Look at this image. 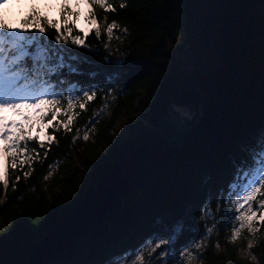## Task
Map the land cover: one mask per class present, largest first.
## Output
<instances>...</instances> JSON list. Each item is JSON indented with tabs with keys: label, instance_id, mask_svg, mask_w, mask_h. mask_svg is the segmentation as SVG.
Returning <instances> with one entry per match:
<instances>
[{
	"label": "trees",
	"instance_id": "obj_1",
	"mask_svg": "<svg viewBox=\"0 0 264 264\" xmlns=\"http://www.w3.org/2000/svg\"><path fill=\"white\" fill-rule=\"evenodd\" d=\"M121 2L109 0L116 12L108 13L107 19L116 20L121 28L126 26L129 33L124 36L114 30V36H121L123 43L113 39V51L119 48L128 58L127 54L137 51L167 26L171 44L168 54L164 52L167 43L154 49L160 55L149 57L142 69L112 84L114 90L123 88L122 94L114 91L113 97L105 98L97 93L95 100L86 104V110L77 108L79 116L73 132L52 133L58 143L48 147L47 157L43 150L37 149L40 159L33 163L27 179L23 177V171L29 170L27 166L23 171L9 168L7 190L0 182V236L11 233L0 246L3 264H23L54 222L74 208L128 148L147 138L171 105L197 113L170 162L144 185L116 202L90 235L50 264H94L105 242L124 239L138 242L146 234L145 228L139 227L141 224L148 229L156 226L178 201L192 206L195 194L206 183L227 184L232 179L231 163L217 170L206 162L258 125L264 115L260 0H167L166 6L161 0H123L127 5L124 9L119 7ZM95 11L103 22L104 11L98 7ZM28 12L29 9L20 18ZM39 12L45 13L41 9ZM68 18L75 20L74 16ZM47 35L51 39L55 32L49 29ZM106 39L102 35L98 41L94 33L87 37L86 42L100 50L89 60H101L104 54L101 42ZM112 78L105 76L104 80ZM97 112L98 120L94 117ZM93 126L89 140L84 141L85 128ZM77 128L79 138L73 141ZM29 146L35 147V143ZM50 171L52 175L45 180ZM18 175L21 179L16 182ZM253 207L258 205L254 203ZM217 219L227 220L219 216ZM233 226L225 223L214 231L204 255L198 256L194 264H264V222L256 223L259 231L252 252L257 261L241 256L247 239H252L246 230L243 236L247 239L229 243ZM217 243L219 248L215 247Z\"/></svg>",
	"mask_w": 264,
	"mask_h": 264
},
{
	"label": "snow or ice",
	"instance_id": "obj_2",
	"mask_svg": "<svg viewBox=\"0 0 264 264\" xmlns=\"http://www.w3.org/2000/svg\"><path fill=\"white\" fill-rule=\"evenodd\" d=\"M6 2L0 0V5ZM161 2L167 5V0ZM81 3L88 8L85 14L88 28H79L76 20L68 18L80 15L70 9L69 0H59L58 5L45 3L47 11L58 9V18L41 14L35 4L29 5V12L15 25L0 15V182L5 190L10 183L9 168L23 171L27 166L29 170L23 171V177L27 179L33 163L40 159L37 149L43 150L47 157L48 147L58 143L52 133L73 132L79 116L77 108L86 110V104L94 101L97 93L105 98L113 97L114 91L122 94L123 88L114 90L112 84L142 69L148 64L143 62L149 57L160 55L154 53V49L167 43L164 52L168 54L171 47L167 35L169 28L165 26L125 58L126 54L119 48L115 51L112 48L113 39L123 43L121 36H114V30L121 31L124 36L129 33L128 28H121L116 20L108 22L107 14L116 12V8L109 0H76L77 7ZM260 4L264 30V0H260ZM97 7L105 13L103 22L97 17ZM119 7L124 9L127 5L122 0ZM49 29L55 32L51 39L47 35ZM74 31L82 34H73ZM93 33L98 41L102 35L107 38L101 42L104 54L99 62L88 59L100 54L97 46L86 42ZM105 76L114 78L105 82ZM100 84L106 86L101 88ZM28 109L35 110V115L28 114ZM99 116L100 113H94L97 120ZM93 130L94 126L84 130V141L89 140ZM75 132L73 141L79 138L80 129ZM32 142L35 147L29 146ZM228 162L231 163L232 179L227 184L206 183L203 190L195 194L192 206L186 207L178 201L156 226L148 229L141 224L139 227L145 228L146 234L138 242L128 239L105 242L94 264H194L198 256L204 255L211 234L225 223L234 224L229 243L247 239L243 236L245 230L252 236L240 252L243 258L257 261L252 249L259 231L256 222H264V115L258 125L230 142L222 153L209 158L206 163L220 170ZM51 175L50 171L44 179ZM20 179L19 175L15 177L16 182ZM12 188L15 190V182ZM254 203L258 208L253 207ZM218 216L227 220L220 221ZM210 220L215 223L210 224ZM10 234L0 236V246ZM215 247L219 248V244ZM0 264H3L2 260Z\"/></svg>",
	"mask_w": 264,
	"mask_h": 264
},
{
	"label": "water",
	"instance_id": "obj_3",
	"mask_svg": "<svg viewBox=\"0 0 264 264\" xmlns=\"http://www.w3.org/2000/svg\"><path fill=\"white\" fill-rule=\"evenodd\" d=\"M149 136L128 148L74 208L65 212L38 240L23 264H50L90 235L114 204L153 178L173 158L196 118L171 105ZM192 118V119H191ZM191 120V121H190ZM190 121V122H189Z\"/></svg>",
	"mask_w": 264,
	"mask_h": 264
},
{
	"label": "rangeland",
	"instance_id": "obj_4",
	"mask_svg": "<svg viewBox=\"0 0 264 264\" xmlns=\"http://www.w3.org/2000/svg\"><path fill=\"white\" fill-rule=\"evenodd\" d=\"M46 1V0H44ZM52 3H55L56 0H50ZM51 4V3H50ZM55 4H58V3H55ZM16 4L12 5L10 8H9V14H10V17H11V23H13L15 25V19H13V17L15 16L16 14ZM47 11V9H46ZM47 13L49 14L50 17H56L57 15V9H53L52 11H47ZM81 14L79 15V17L77 18L76 20V25L77 27L79 28H88L89 24L88 22L85 20V8L82 7V12H80ZM10 114V113H9ZM116 127H117V130H120L121 131V126H118V124L116 123L115 124ZM90 126H88L89 128ZM88 128H85V129H88ZM42 138H43V134H42ZM0 163H2L0 161ZM257 223V222H256ZM258 223H261L258 221ZM263 236H264V233H263ZM54 261V260H53ZM52 261V262H53Z\"/></svg>",
	"mask_w": 264,
	"mask_h": 264
},
{
	"label": "bare ground",
	"instance_id": "obj_5",
	"mask_svg": "<svg viewBox=\"0 0 264 264\" xmlns=\"http://www.w3.org/2000/svg\"><path fill=\"white\" fill-rule=\"evenodd\" d=\"M161 170H162V169H161ZM161 170H160V171H161ZM67 251H68V250H67Z\"/></svg>",
	"mask_w": 264,
	"mask_h": 264
}]
</instances>
